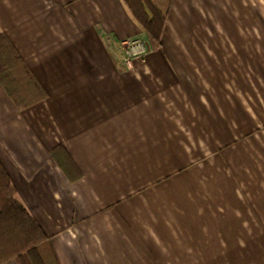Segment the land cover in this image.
I'll return each mask as SVG.
<instances>
[{
    "label": "crops",
    "instance_id": "0c3cea01",
    "mask_svg": "<svg viewBox=\"0 0 264 264\" xmlns=\"http://www.w3.org/2000/svg\"><path fill=\"white\" fill-rule=\"evenodd\" d=\"M151 2L158 43L121 0H0L46 94L0 86V165L55 264H264V0Z\"/></svg>",
    "mask_w": 264,
    "mask_h": 264
},
{
    "label": "trees",
    "instance_id": "16d2710c",
    "mask_svg": "<svg viewBox=\"0 0 264 264\" xmlns=\"http://www.w3.org/2000/svg\"><path fill=\"white\" fill-rule=\"evenodd\" d=\"M121 1L147 38L158 43L165 15L151 0ZM0 86L18 110H25L46 97L5 36H0ZM55 161L66 172L59 159ZM46 243L45 234L17 199L9 176L0 165V264H55Z\"/></svg>",
    "mask_w": 264,
    "mask_h": 264
},
{
    "label": "built area",
    "instance_id": "2783aa9c",
    "mask_svg": "<svg viewBox=\"0 0 264 264\" xmlns=\"http://www.w3.org/2000/svg\"><path fill=\"white\" fill-rule=\"evenodd\" d=\"M126 63L132 61H144L147 54L146 46L139 39L127 40L121 43Z\"/></svg>",
    "mask_w": 264,
    "mask_h": 264
}]
</instances>
